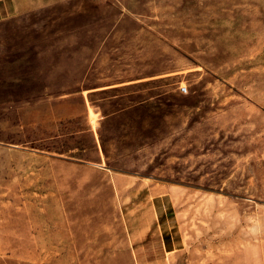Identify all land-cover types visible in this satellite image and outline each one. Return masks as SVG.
<instances>
[{"label":"rangeland","instance_id":"rangeland-1","mask_svg":"<svg viewBox=\"0 0 264 264\" xmlns=\"http://www.w3.org/2000/svg\"><path fill=\"white\" fill-rule=\"evenodd\" d=\"M15 162L34 264H264V0H0Z\"/></svg>","mask_w":264,"mask_h":264},{"label":"crops","instance_id":"crops-1","mask_svg":"<svg viewBox=\"0 0 264 264\" xmlns=\"http://www.w3.org/2000/svg\"><path fill=\"white\" fill-rule=\"evenodd\" d=\"M23 166V163L15 162L8 165L5 172L0 169V264H23L24 261L31 262V264L35 263L34 260L25 259L23 256L25 249L28 251L38 249L36 237L40 233L39 215L37 211H35L37 214H34L33 210L35 196L25 197L24 195ZM112 180L119 187L122 186L123 181L132 182V180L121 177H113ZM133 181L136 184V180ZM162 195L161 192L155 193L152 201L154 211L149 214L148 219L157 218V214L161 212L158 208L163 202ZM29 204L32 206L31 209ZM154 213L156 216H153ZM133 216L134 211H128L125 216L129 241L127 249L131 247L134 250H147L148 248L144 243L148 234L147 229L141 234L140 232L137 233L134 229ZM159 217L162 216L159 215ZM144 219L145 217L142 218V221ZM143 225L151 226L148 222ZM25 235L31 237V246L25 247ZM34 239H36V245H34Z\"/></svg>","mask_w":264,"mask_h":264},{"label":"built area","instance_id":"built-area-1","mask_svg":"<svg viewBox=\"0 0 264 264\" xmlns=\"http://www.w3.org/2000/svg\"><path fill=\"white\" fill-rule=\"evenodd\" d=\"M181 90H182L183 92H187V87H186V86H182V87H181Z\"/></svg>","mask_w":264,"mask_h":264}]
</instances>
